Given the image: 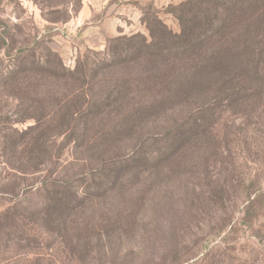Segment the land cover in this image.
<instances>
[{
  "label": "rangeland",
  "instance_id": "obj_1",
  "mask_svg": "<svg viewBox=\"0 0 264 264\" xmlns=\"http://www.w3.org/2000/svg\"><path fill=\"white\" fill-rule=\"evenodd\" d=\"M219 18L221 35L186 54L133 59L131 42H116L185 27L201 38ZM263 27L264 0H0V264H264ZM239 34L254 38L246 53ZM250 52L256 78L246 81ZM76 69L84 94L69 79ZM118 78L128 106L87 116ZM219 98L216 137L202 151L170 164L161 156L151 176L125 175L112 191V177L92 176L143 140L157 141L152 151L175 145L170 130ZM238 171L262 189L251 199L235 186ZM81 176L88 186L47 191ZM85 187L92 197L58 220V202Z\"/></svg>",
  "mask_w": 264,
  "mask_h": 264
},
{
  "label": "trees",
  "instance_id": "obj_2",
  "mask_svg": "<svg viewBox=\"0 0 264 264\" xmlns=\"http://www.w3.org/2000/svg\"><path fill=\"white\" fill-rule=\"evenodd\" d=\"M228 4H231V1H228L227 3L223 4L215 2L214 5L215 7H221L225 10ZM181 10L185 12L186 5H184ZM199 13H202V10H200ZM225 24L226 21H223L219 18V20H216L214 26L209 28L207 32L201 36V38L186 35L185 27L184 29H182V32L180 34H174L168 30L167 32L166 30L161 29L158 30L156 34L152 32L150 40H147L140 35H136L129 38H118L116 42H131L132 46L129 47V50L125 49V51L128 53V56H131L133 59H138L141 57L160 58L166 57L168 55L186 54L193 51V48L200 45V43L204 44L215 38H218L221 35L220 33L223 31ZM209 33H212V35H209ZM261 38L262 42H264V31L263 34H261ZM236 39L238 42V46L242 44L246 53L249 48V42L252 41L254 38L250 36L248 38L247 34H239L238 36H236ZM256 56H258L256 52H250L249 57L246 58L245 56L243 62L241 63L242 72L247 73V75L241 74V77H243V79H246V81H248V79L251 80L252 78H256L253 75L249 74L250 69L254 67L250 65V62H248L254 59ZM117 64H119V62L114 59V61L112 62L102 64V67L103 69H114L117 67ZM82 73L83 72L80 71V69H76L71 73V78L69 77V79L76 82L77 90L84 94V88L87 86L89 87L90 84L87 81V77H84ZM257 74L258 69L255 68V75ZM56 77L62 80L68 79V75L64 73L56 75ZM241 77L237 75L236 79L240 80L242 79ZM255 81L254 83H252L253 88H250V92H253V90L259 88L257 84H255ZM122 86L123 82L119 78L112 83L107 82L106 88H108V90L103 96H101L102 98H99L100 100L96 99L94 101L89 102L90 110L87 116L96 117L98 116L97 113H103L104 111L112 107H121L122 105L128 106V104L125 103L126 101L123 100L124 93H121L122 90L116 92L117 88H122ZM249 91L243 88L240 93H242L244 97H249V94H247L250 93ZM234 97L235 94L232 93L231 90H229L227 94L225 93V98L227 99V101L233 103ZM214 101L211 102L209 105H203L201 108L191 113L179 125L174 126L170 130L167 142H174L175 145H172L173 147L170 143H168L164 150L160 149L158 151H152L149 147L151 146L152 142L157 143V141L155 139L143 140V142L139 144L140 147H138L137 150H132L130 153H128L122 162H119V160L117 163V160L114 159L105 164L100 169L93 170L92 176L94 178L101 176L104 177V175L107 177H112V179H110L111 182L106 186L109 191H112L114 186L121 184V178L125 175L135 174V177L151 176L157 169L156 164L158 162L159 157L161 156L167 157L170 161L165 163L170 164L172 161H174L173 159H184L189 157L191 155V152L194 153V151H202L204 145L208 142H213L214 138L216 137V125L218 122L219 112L218 107H216L215 104L220 101V98L214 99ZM99 107L101 109H98ZM145 107H147V105L142 104L140 109H144ZM81 134L89 133L85 132ZM162 141L165 142V139ZM192 142L200 146L194 147L193 144H191ZM176 144H178V148L176 147ZM142 147H145V149H142ZM216 149L217 150L215 152L219 156L222 155L220 154L218 147ZM237 170L238 168L236 167L235 171L237 172ZM234 177V181L236 183L235 186L238 188V190L245 191L247 193L248 199H251L250 192L253 188L256 189V191L262 190L260 187H258L257 181L254 177H246L245 175H243V173H239V171ZM86 179L87 176H81L78 180H71V183H66L65 181L60 180L52 181L51 183H48L47 191L52 192L54 194H64L66 192L65 190H69L72 192V190L76 188V182L86 184ZM212 185H217V181H213ZM86 186L88 185L86 184ZM86 188L87 187H85L79 194H76L74 198H64L58 202V205L61 206L60 211L63 212V217L61 219L58 218V220L65 223L69 219L73 211L84 205V197L87 195H92V193L90 192L92 188ZM97 196L98 195L95 194L93 198H97Z\"/></svg>",
  "mask_w": 264,
  "mask_h": 264
}]
</instances>
